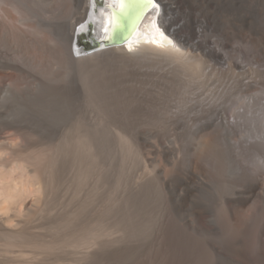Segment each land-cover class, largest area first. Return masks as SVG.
Here are the masks:
<instances>
[{"label": "rangeland", "instance_id": "rangeland-1", "mask_svg": "<svg viewBox=\"0 0 264 264\" xmlns=\"http://www.w3.org/2000/svg\"><path fill=\"white\" fill-rule=\"evenodd\" d=\"M164 2L192 65L105 54L78 67L79 0H0V152L39 185L19 217L0 219V264L263 255L264 192L221 114L259 111L243 98L264 94V0Z\"/></svg>", "mask_w": 264, "mask_h": 264}, {"label": "bare ground", "instance_id": "bare-ground-1", "mask_svg": "<svg viewBox=\"0 0 264 264\" xmlns=\"http://www.w3.org/2000/svg\"><path fill=\"white\" fill-rule=\"evenodd\" d=\"M157 1L159 4L157 3L155 6H153V1L152 5L144 7L122 45L92 50L91 53L82 57H78L82 54H75L73 48L74 56L72 55L73 57L68 59L70 63L84 67L94 63L88 61H93L98 56L106 54L113 55L124 63H142L147 58L156 61L167 58L177 64L192 65L191 55L179 41L175 34V27L170 25L168 15L164 19L161 15L165 4L164 0ZM79 2L82 4V14L70 23L72 33L75 35L79 28L76 29V25L80 24V29H83V32L77 36L78 39L92 35L97 39L100 37L110 39L111 33L115 29L114 20H118L119 24V16H122L119 15L121 0H79ZM129 11L133 12L134 8ZM114 13L117 15L114 16ZM162 30L164 32L165 30L171 31L176 41L168 37L171 43L164 40L163 36L165 35ZM97 44H102V42ZM82 49L81 52H83ZM64 52L68 57L72 54L67 49ZM83 57H87L88 61L83 60ZM243 101L247 103L248 109L252 106L259 109L251 119L244 116V112L239 113L241 115L239 117H228L225 112H222L221 117L226 123V128H230L231 131L235 130L239 137L241 168L254 177L259 192H264V94L254 92L245 96ZM230 106L235 107L234 103H231ZM38 191L39 185L32 169L0 152V219L9 223L15 220L22 214L23 209ZM258 213L261 223H263L264 208L259 206ZM248 264H264V253L255 262L249 260Z\"/></svg>", "mask_w": 264, "mask_h": 264}, {"label": "water", "instance_id": "water-1", "mask_svg": "<svg viewBox=\"0 0 264 264\" xmlns=\"http://www.w3.org/2000/svg\"><path fill=\"white\" fill-rule=\"evenodd\" d=\"M153 1L155 5L156 4L155 0ZM144 7L145 6L141 3L137 7L134 8L133 12L129 11L127 15L119 16L120 17L119 24L118 26L115 27V29L111 33L110 39L103 38V37H100L97 39V37L94 35L87 37V38L82 37L78 39L77 36L83 32V29H80V26H79L78 30L76 31L74 35V39L72 41L75 54L77 55L83 54V52H81V49L83 47H85L86 53H88V52H91L92 50H96L100 48H110L113 45H122L125 42V39L128 36L131 27L136 23L138 17L142 13ZM165 32L163 31V34L166 37H168L169 39H174L173 38L174 36L172 35L171 31L165 30ZM174 41L176 40L174 39ZM99 42H102V44H97Z\"/></svg>", "mask_w": 264, "mask_h": 264}, {"label": "snow or ice", "instance_id": "snow-or-ice-1", "mask_svg": "<svg viewBox=\"0 0 264 264\" xmlns=\"http://www.w3.org/2000/svg\"><path fill=\"white\" fill-rule=\"evenodd\" d=\"M141 3L144 6H148V5L153 4V0H121L119 15H127L128 11L130 9L137 7ZM153 6H155V5H153ZM116 15L117 14L114 13V16H116ZM113 26H114V28L116 26H118V20H114ZM163 39L166 40L168 43H171V41L168 40V38L166 36H163Z\"/></svg>", "mask_w": 264, "mask_h": 264}]
</instances>
